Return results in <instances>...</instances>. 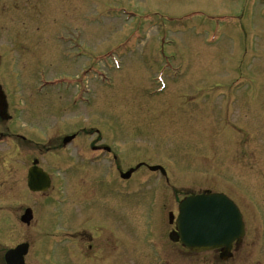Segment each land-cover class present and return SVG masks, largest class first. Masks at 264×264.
<instances>
[{"label": "rangeland", "instance_id": "1", "mask_svg": "<svg viewBox=\"0 0 264 264\" xmlns=\"http://www.w3.org/2000/svg\"><path fill=\"white\" fill-rule=\"evenodd\" d=\"M4 22L0 83L24 109L25 129L77 132L84 150L104 139L122 171L134 172L126 194L108 195L94 185L106 167L80 166L78 207L69 177L63 189L64 229L73 230V210L79 231L110 217L126 238V264H151L146 224L155 213L164 248L187 264L167 239L169 215L211 190L238 203L264 262V0H36ZM42 78L66 82L41 89ZM43 252L46 264H78L71 244L53 260Z\"/></svg>", "mask_w": 264, "mask_h": 264}, {"label": "flooded vegetation", "instance_id": "2", "mask_svg": "<svg viewBox=\"0 0 264 264\" xmlns=\"http://www.w3.org/2000/svg\"><path fill=\"white\" fill-rule=\"evenodd\" d=\"M33 1L35 4L36 0ZM33 1L17 0L15 6V0H0V25L5 24L4 20L10 22L16 16L27 15ZM0 30L10 31L2 26ZM56 39L63 41L61 34ZM5 63L13 68L11 61ZM40 82L44 86L41 79ZM7 91L5 85L0 83V264H7L6 255L17 249H20L21 255L17 261L22 259V264H46L36 255L37 252L47 253L49 261L54 259L52 255L55 253L62 256V247L70 244L73 250L70 256L78 264H126V238L121 231L111 227L110 217L98 221L89 218L91 225L79 231L78 217L73 210L70 216L66 215L73 219V230L63 228L62 208L68 202L63 189L68 186L69 177L73 205L78 207L79 181L75 177L79 167L104 165L108 176L97 180L94 185L106 192L109 190L108 195H123L126 194L127 181L132 179L133 170L126 171L131 173L129 180H122L126 172L121 169L120 154L111 145L102 143L104 139L92 142L88 151L79 147L77 132L65 135L48 133L54 126L40 128L37 134L35 130L25 129L31 127V123L21 124L20 117L24 109L15 104ZM33 127L38 128L36 125ZM55 130L61 132V129ZM72 136L71 142L64 145L65 138ZM203 192L215 193L211 190ZM226 195L239 208L244 223V236L236 240L227 252L219 248L195 253L182 247L174 216L169 215V225L173 229L167 232V239L187 255V264H264L253 257L256 240L253 242L248 239L249 229L240 206L231 195ZM247 196L250 197V194L247 193ZM154 215L146 224L148 240L145 244L150 246L151 264H184L175 259L174 253L164 248L156 233L157 223L152 221L156 218ZM52 264H58L57 260Z\"/></svg>", "mask_w": 264, "mask_h": 264}, {"label": "water", "instance_id": "3", "mask_svg": "<svg viewBox=\"0 0 264 264\" xmlns=\"http://www.w3.org/2000/svg\"><path fill=\"white\" fill-rule=\"evenodd\" d=\"M176 224L182 245L198 253L219 247L228 249L243 232L238 208L221 194L186 199L179 206Z\"/></svg>", "mask_w": 264, "mask_h": 264}]
</instances>
